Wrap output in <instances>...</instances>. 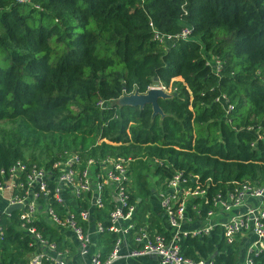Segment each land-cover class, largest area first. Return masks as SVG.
Masks as SVG:
<instances>
[{
	"label": "trees",
	"instance_id": "trees-1",
	"mask_svg": "<svg viewBox=\"0 0 264 264\" xmlns=\"http://www.w3.org/2000/svg\"><path fill=\"white\" fill-rule=\"evenodd\" d=\"M148 23L162 33L187 25L190 37L162 47ZM205 54L221 62L218 73ZM150 86L168 91L157 99L162 116L117 103ZM220 94L231 111L215 101ZM0 122V169L69 151L129 158L138 200L130 236L146 217V231L163 232L149 203L151 166L154 186L180 171L207 199L243 182L264 186V0H0ZM2 225L0 264H26L14 214ZM221 234L214 225L181 237L180 253L238 264L241 241ZM94 240L104 255L114 236ZM250 257L264 264V251Z\"/></svg>",
	"mask_w": 264,
	"mask_h": 264
},
{
	"label": "built area",
	"instance_id": "built-area-1",
	"mask_svg": "<svg viewBox=\"0 0 264 264\" xmlns=\"http://www.w3.org/2000/svg\"><path fill=\"white\" fill-rule=\"evenodd\" d=\"M148 26L151 39L162 47L190 37L187 25L175 33L159 32L151 23ZM205 63L214 73L221 68V62L213 57ZM215 101L225 112L233 109L224 94ZM103 104L99 101L96 106ZM129 161L120 156L90 157L69 151L54 160H18L0 169V236L2 221L10 220L13 213L16 229L28 239L26 264H113L120 259L141 258H148L141 264H212L210 258L183 256L178 242L181 237L206 235L214 225L220 227L226 243L236 238L239 241L240 236H236L247 232L249 237L241 241L242 264H252L250 255L264 251L263 185L243 182L207 199L205 190L188 186L190 177H183L180 171L166 179L163 186L152 188L149 203L163 232L146 231V217L130 236L136 226L131 219L138 200L130 199L133 181ZM247 200L252 202L244 212H234ZM202 203L209 207L201 218ZM15 205L17 209L5 212ZM95 210L103 211V221L95 219ZM40 222L51 230V235L37 228ZM101 232L114 236L111 249L104 255L102 246L94 240Z\"/></svg>",
	"mask_w": 264,
	"mask_h": 264
},
{
	"label": "water",
	"instance_id": "water-1",
	"mask_svg": "<svg viewBox=\"0 0 264 264\" xmlns=\"http://www.w3.org/2000/svg\"><path fill=\"white\" fill-rule=\"evenodd\" d=\"M153 81H156V77L153 78ZM169 95L160 89L159 87H150L144 93H130L127 95H122L117 99V103L120 106H133L137 108H142L143 105L149 104L151 107V117L155 115L162 116V112L157 105L158 98H166ZM152 192V190H151ZM18 206H10L5 209V212H11L14 209H17Z\"/></svg>",
	"mask_w": 264,
	"mask_h": 264
},
{
	"label": "crops",
	"instance_id": "crops-1",
	"mask_svg": "<svg viewBox=\"0 0 264 264\" xmlns=\"http://www.w3.org/2000/svg\"><path fill=\"white\" fill-rule=\"evenodd\" d=\"M204 57L205 59L211 60V56L209 54H205ZM251 202H252L251 200H247L242 207L235 208L234 212L236 213L244 212L247 205H250ZM243 243L240 242L242 251H243V246H244ZM147 260L148 258L130 259V260L120 259V260L115 261L113 264H141L142 262L147 261ZM241 261H242V256L240 257V262Z\"/></svg>",
	"mask_w": 264,
	"mask_h": 264
},
{
	"label": "rangeland",
	"instance_id": "rangeland-1",
	"mask_svg": "<svg viewBox=\"0 0 264 264\" xmlns=\"http://www.w3.org/2000/svg\"><path fill=\"white\" fill-rule=\"evenodd\" d=\"M150 87H155V86H150ZM167 92V91H165ZM0 126H2V122H0ZM146 171V179H147V182L149 184V186H152L154 187L155 189L157 188V186H154V183L153 181L155 180L153 174H152V170H153V167H149L148 169H145ZM240 236V239L239 241H244L246 238H248L249 236L247 235V232L246 231H243L242 233L238 234L236 237H239ZM238 264H242V262H240V260L238 261Z\"/></svg>",
	"mask_w": 264,
	"mask_h": 264
},
{
	"label": "clouds",
	"instance_id": "clouds-1",
	"mask_svg": "<svg viewBox=\"0 0 264 264\" xmlns=\"http://www.w3.org/2000/svg\"><path fill=\"white\" fill-rule=\"evenodd\" d=\"M152 190V189H151Z\"/></svg>",
	"mask_w": 264,
	"mask_h": 264
}]
</instances>
